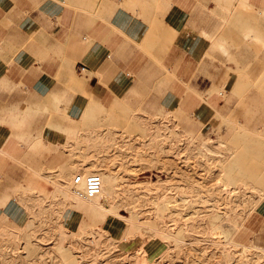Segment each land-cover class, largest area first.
I'll list each match as a JSON object with an SVG mask.
<instances>
[{"label": "crops", "instance_id": "0c3cea01", "mask_svg": "<svg viewBox=\"0 0 264 264\" xmlns=\"http://www.w3.org/2000/svg\"><path fill=\"white\" fill-rule=\"evenodd\" d=\"M125 109L169 114L187 138L223 120L264 137V0H0V210L12 224L32 219L23 190L73 171L64 138H116L106 125ZM234 238L264 262V200Z\"/></svg>", "mask_w": 264, "mask_h": 264}, {"label": "rangeland", "instance_id": "374dc122", "mask_svg": "<svg viewBox=\"0 0 264 264\" xmlns=\"http://www.w3.org/2000/svg\"><path fill=\"white\" fill-rule=\"evenodd\" d=\"M143 113L108 123L116 138H64L73 171L21 192L31 222L0 210V264H261L234 234L264 200V137L223 120L187 138L169 114ZM78 173L99 174L101 193H75Z\"/></svg>", "mask_w": 264, "mask_h": 264}, {"label": "built area", "instance_id": "2783aa9c", "mask_svg": "<svg viewBox=\"0 0 264 264\" xmlns=\"http://www.w3.org/2000/svg\"><path fill=\"white\" fill-rule=\"evenodd\" d=\"M84 183V187L80 188V185ZM102 179L97 173H89L87 176L76 174L74 177L72 190L78 195H82L88 198L99 195L102 191Z\"/></svg>", "mask_w": 264, "mask_h": 264}, {"label": "bare ground", "instance_id": "6f19581e", "mask_svg": "<svg viewBox=\"0 0 264 264\" xmlns=\"http://www.w3.org/2000/svg\"><path fill=\"white\" fill-rule=\"evenodd\" d=\"M250 39H251V38H250ZM110 142H111V141H110ZM78 174H81V175H83L84 177L88 175V174H87V175H84V174H82V173H78ZM75 176H76V175H75ZM101 179H102V178H101ZM73 181H74V179H73ZM73 181H72V184H71V188H72V185H73ZM83 187H84V183H82V184L80 185V188H83ZM97 196H98V195H97ZM95 232H96V231H95ZM86 233H87V232H86ZM95 234H96V233H95ZM95 234H94V235H95ZM94 235H93V236H94ZM97 239H98V238H97ZM235 242H236V241H235ZM236 243L239 244V242H236ZM239 245H240V244H239ZM243 246H246V245H243ZM247 247H249V246H247ZM82 263H83V262H82Z\"/></svg>", "mask_w": 264, "mask_h": 264}]
</instances>
